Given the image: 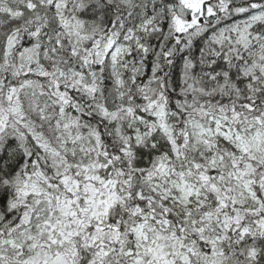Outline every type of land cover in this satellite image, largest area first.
<instances>
[{
    "label": "snow or ice",
    "instance_id": "1",
    "mask_svg": "<svg viewBox=\"0 0 264 264\" xmlns=\"http://www.w3.org/2000/svg\"><path fill=\"white\" fill-rule=\"evenodd\" d=\"M0 264H264V0H0Z\"/></svg>",
    "mask_w": 264,
    "mask_h": 264
}]
</instances>
